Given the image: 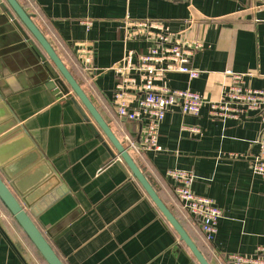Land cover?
<instances>
[{
	"label": "crops",
	"instance_id": "crops-1",
	"mask_svg": "<svg viewBox=\"0 0 264 264\" xmlns=\"http://www.w3.org/2000/svg\"><path fill=\"white\" fill-rule=\"evenodd\" d=\"M18 1L126 149L140 140L145 123L117 116V89L130 107L142 97L147 78L157 88L201 96L197 115H183L178 106L167 111L159 129L161 151L128 152L209 264H228V254L251 257L264 248V178L251 169L264 102L237 118L210 114V104L232 83L227 72L245 75L251 89L264 87V0ZM173 43L185 47L188 66L201 72L197 78L165 71L172 66ZM153 46L158 54L148 70H135L138 57ZM32 59L12 27L0 22V96L34 146L28 154L37 157L12 165L11 176L21 190L40 181L47 193L50 207L35 220L39 227L48 230L67 219L46 237L63 263L197 264L120 159L110 157L115 152L106 139L91 133L88 125L94 124L70 99L56 100L44 87ZM168 170L191 172L192 192L222 212L212 241H204L199 223L181 208ZM16 232L0 215V264H34Z\"/></svg>",
	"mask_w": 264,
	"mask_h": 264
},
{
	"label": "water",
	"instance_id": "water-1",
	"mask_svg": "<svg viewBox=\"0 0 264 264\" xmlns=\"http://www.w3.org/2000/svg\"><path fill=\"white\" fill-rule=\"evenodd\" d=\"M0 22L9 24L23 45L31 51L33 55L32 64L38 66L37 69L40 71L42 79H44V87L56 100L63 96L70 99L83 119L94 124V126L88 125L91 133L99 141L102 140L99 133L106 139L115 152L109 151L110 157L117 156L120 159L128 169L131 177L139 184L196 263L209 264L181 222L159 198L155 185L139 169L131 154L116 138L84 89L66 68L49 40L35 24L33 16L18 0H0ZM74 99H77L80 106ZM80 107L86 113H83ZM0 116V135L17 126L18 122L5 107L1 96ZM16 142L19 145H16ZM104 146L106 147V145ZM34 151V146L22 127H16L12 133L0 139V204L45 264H64L46 237L54 236L63 227L67 219L48 230L42 225L39 227L35 220L50 207V202L48 203L45 200L47 193L45 194V190H42L39 186L40 181H37L33 188L30 186L26 190H21L15 178L11 176L10 168L12 165L19 163L27 155H34L28 154ZM34 158L37 157L34 155ZM38 159H42V157L38 155ZM38 159L33 162L36 167L39 165ZM48 174H45L44 180L47 179Z\"/></svg>",
	"mask_w": 264,
	"mask_h": 264
},
{
	"label": "built area",
	"instance_id": "built-area-1",
	"mask_svg": "<svg viewBox=\"0 0 264 264\" xmlns=\"http://www.w3.org/2000/svg\"><path fill=\"white\" fill-rule=\"evenodd\" d=\"M162 41V40H161ZM195 48L199 47L194 45ZM185 47L178 43H173L168 49L172 66L165 70L187 75L190 79H195L200 75V71L188 66L185 55ZM158 54L154 46L146 53L138 57L135 70H148L147 65ZM129 59L125 61L128 65ZM89 66V61L86 63ZM121 66L119 70H123ZM151 69V68H149ZM162 71V70H160ZM232 78V83L224 93L223 98L210 104V114L215 118H237L239 115L250 111H259L264 102V87L260 90L247 87L242 77L245 75L227 72ZM116 114L120 119L130 122L142 121L145 123L143 133L138 142L129 141L127 151L134 154L145 152H158L161 147L158 145L160 125L167 111L178 106L183 115H197L203 105V100L197 93L189 90H171L166 87H155L151 78H147L143 85V95L134 107H130L126 93L117 89L114 93ZM263 128L258 144V154L251 163V169L255 175L264 178V115H261ZM190 133L199 134L196 128H186ZM166 177L173 183V192L179 201L181 208L200 226L203 239L206 243L213 240L217 233V223L222 217L220 209L214 206L211 199L195 195L192 190L194 175L184 170H168ZM228 264H264V248H260L254 256L247 257L237 254L226 255Z\"/></svg>",
	"mask_w": 264,
	"mask_h": 264
},
{
	"label": "rangeland",
	"instance_id": "rangeland-1",
	"mask_svg": "<svg viewBox=\"0 0 264 264\" xmlns=\"http://www.w3.org/2000/svg\"><path fill=\"white\" fill-rule=\"evenodd\" d=\"M0 215L4 216L6 219H8V222L10 223L11 226L17 231L16 236L21 239V242L25 246H21V249L26 253L29 258L32 260L34 264H45L43 260L40 258V256L37 254V252L33 249V247L30 245L28 240H26L24 234L17 228V226L14 224L10 216L4 211L2 206L0 205Z\"/></svg>",
	"mask_w": 264,
	"mask_h": 264
},
{
	"label": "trees",
	"instance_id": "trees-1",
	"mask_svg": "<svg viewBox=\"0 0 264 264\" xmlns=\"http://www.w3.org/2000/svg\"><path fill=\"white\" fill-rule=\"evenodd\" d=\"M1 205V204H0ZM2 206V205H1ZM2 208H3V206H2ZM4 209V208H3ZM4 211H5V209H4ZM6 212V211H5ZM7 213V212H6ZM13 221V220H12ZM14 222V221H13ZM14 224L16 225V223L14 222ZM17 226V225H16ZM17 228L19 229V227L17 226ZM20 230V229H19ZM21 231V230H20ZM26 238V237H25ZM26 240H27V238H26ZM29 242V241H28ZM30 243V242H29ZM30 245H31V243H30ZM32 246V245H31ZM33 247V246H32ZM33 249H34V247H33ZM35 250V249H34ZM36 251V250H35ZM38 254V253H37ZM41 258V257H40ZM44 262V261H43Z\"/></svg>",
	"mask_w": 264,
	"mask_h": 264
}]
</instances>
